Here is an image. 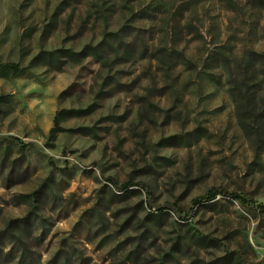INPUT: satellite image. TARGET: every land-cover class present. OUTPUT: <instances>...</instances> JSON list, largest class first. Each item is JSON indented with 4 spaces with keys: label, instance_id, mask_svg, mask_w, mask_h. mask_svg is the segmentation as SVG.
<instances>
[{
    "label": "rangeland",
    "instance_id": "obj_1",
    "mask_svg": "<svg viewBox=\"0 0 264 264\" xmlns=\"http://www.w3.org/2000/svg\"><path fill=\"white\" fill-rule=\"evenodd\" d=\"M0 62V264H264V0H0Z\"/></svg>",
    "mask_w": 264,
    "mask_h": 264
},
{
    "label": "trees",
    "instance_id": "obj_2",
    "mask_svg": "<svg viewBox=\"0 0 264 264\" xmlns=\"http://www.w3.org/2000/svg\"><path fill=\"white\" fill-rule=\"evenodd\" d=\"M0 71L18 73V72H22L23 68L19 67V65L17 63H13V62L2 63V62H0ZM54 124L55 125L57 124V118L54 121ZM53 129L54 128H52V130ZM46 185H47V183L44 182L43 185H41L37 190L33 191L30 195L33 196L36 201H39V199L42 197V195L45 192L44 187H46ZM128 186H131L130 182L120 186V189H127ZM20 197L25 198V197H27V195H20ZM213 197H214V192L209 191L205 198L211 199ZM262 207L264 208V206H262ZM31 227H32V220L30 219L29 216H25L23 218H19L16 220L9 221V223L6 224L3 232L8 234V235H13L12 233H14V231L24 232L27 234V233H30ZM29 250H30L29 247L25 244H23L22 246H19L17 248V252H16L17 257L15 256V258L17 260L15 262V264H32V263L28 262Z\"/></svg>",
    "mask_w": 264,
    "mask_h": 264
}]
</instances>
